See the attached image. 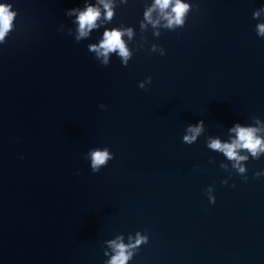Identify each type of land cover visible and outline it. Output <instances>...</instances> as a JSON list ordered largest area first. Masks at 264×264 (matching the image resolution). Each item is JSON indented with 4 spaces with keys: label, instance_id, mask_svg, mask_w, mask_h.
I'll return each mask as SVG.
<instances>
[{
    "label": "water",
    "instance_id": "95a60500",
    "mask_svg": "<svg viewBox=\"0 0 264 264\" xmlns=\"http://www.w3.org/2000/svg\"><path fill=\"white\" fill-rule=\"evenodd\" d=\"M4 2L18 15L0 44V264H104L103 242L137 231L149 239L129 264H264V156L241 175L206 147L264 124V0H188L174 31L140 27L153 0H113L98 23L133 29L127 67L88 51L103 27L76 41L65 11L86 0ZM105 146L94 174L84 154Z\"/></svg>",
    "mask_w": 264,
    "mask_h": 264
},
{
    "label": "clouds",
    "instance_id": "9594fccd",
    "mask_svg": "<svg viewBox=\"0 0 264 264\" xmlns=\"http://www.w3.org/2000/svg\"><path fill=\"white\" fill-rule=\"evenodd\" d=\"M126 3L127 0H121ZM194 7V4L189 3L188 0H153L143 12V20L140 23L141 28H146L148 24L153 28L162 26L171 30L182 28L185 25L189 12ZM103 10V17H102ZM261 10H264L262 7ZM154 13L155 18H154ZM115 10L113 0H96V3H88L87 0L84 6L71 8L65 11L67 17H75L72 23L76 25V41L79 42L83 38H88L94 29L103 27V32L98 38L96 44L88 46V51L96 53L97 58L103 57V66H108V57L111 53H116L121 60V65L127 67L128 61L132 58V52L127 47L126 41L123 39L127 36L131 40L133 36V29L107 27L99 24L98 21L103 19L110 23L114 17ZM259 11L254 12L253 18L259 16ZM17 11L13 10L11 3L0 0V44H3L10 32L14 30V20L17 17ZM163 22V24L161 23ZM159 35V33H155ZM256 35L264 38V24L256 27ZM159 46H154L155 50ZM160 55H165L163 48L159 47ZM151 76L144 79L148 84L151 83ZM140 81L138 87L145 89V82ZM104 104H100V109H105ZM255 123L260 125L254 127L251 124H242L240 122L234 123L229 129V140L222 142L219 138H210L206 147L210 150L223 154L228 161H232V167L241 175L247 171L246 166L242 162L249 160V154L253 160H259L264 156V124H260L259 118ZM205 122L199 120L195 124H189L185 128V135H183L182 143L192 145L197 141V138L204 131ZM23 158V157H21ZM84 159L88 161L92 173H98L101 168L106 167L108 162L114 159V153L108 147H94L90 148L85 154ZM221 167H224L222 164ZM79 175V172L76 173ZM253 176L259 178L264 176V169L254 172ZM245 176L244 180L247 181ZM227 184V180L222 181ZM235 187V185H232ZM206 195L210 204L215 203V196L213 195V187L208 186ZM148 234L145 231L143 234L137 231L135 235L129 234L127 243L124 242L123 235H117L114 239L107 240L103 243L107 245L104 248L103 254L107 259L104 264H129L137 253L139 247L148 243ZM110 250V251H109Z\"/></svg>",
    "mask_w": 264,
    "mask_h": 264
}]
</instances>
